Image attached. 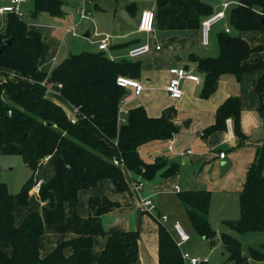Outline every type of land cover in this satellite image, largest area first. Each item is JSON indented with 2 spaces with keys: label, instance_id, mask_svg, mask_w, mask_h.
Listing matches in <instances>:
<instances>
[{
  "label": "trees",
  "instance_id": "trees-1",
  "mask_svg": "<svg viewBox=\"0 0 264 264\" xmlns=\"http://www.w3.org/2000/svg\"><path fill=\"white\" fill-rule=\"evenodd\" d=\"M42 12L61 15L62 1L34 0L32 16ZM213 12L212 6L202 0H157V25L169 30H192L201 27ZM227 14L234 31L219 34V54L191 56L204 76L203 98L216 91L223 74H234L239 79L246 72L264 69V61H249L252 52L263 50L264 45L252 48L240 34L244 30L264 32V0H239ZM7 15L6 28L0 34V153L20 156L30 176L17 193L0 181V264H92L96 234L107 236L98 264H136L140 230H106L103 216L120 206L106 195L89 198V215L77 218L76 235L46 256L40 253V239L46 225L66 222L68 203H77L81 191L95 187L101 180L110 178L118 191H130L123 167L133 171L136 179L141 176L152 180L162 170L165 177L174 175L178 164H168L162 158L148 162L140 148L170 139L180 130L175 109L169 107L160 116H151L144 106H136L128 111L127 121L119 124L120 103L126 91L117 78H137L140 64L129 58L114 60L105 50L84 51L71 54L48 72L40 68L45 49L41 33L30 35L25 18L12 12ZM49 88L58 90L73 105L74 117L48 96ZM256 89L264 116V73ZM241 109L239 97H228L205 133L226 130L227 120L232 118L234 132L244 144L247 136L242 130ZM48 156L54 159L55 173L42 182L37 194L47 205L43 212L31 211L17 225L16 205L30 204L32 187L40 179L38 169ZM179 198L195 232L211 246L221 242L233 264H245L241 240L229 232L219 234L211 225L208 212L212 192L188 189L180 191ZM239 202V218L225 220L224 224L239 234L264 232V143L247 170ZM158 223V263L185 264L177 238L163 221ZM2 244H8L11 251L3 249ZM67 248L71 253L66 252ZM251 256L264 261V246L251 249Z\"/></svg>",
  "mask_w": 264,
  "mask_h": 264
},
{
  "label": "crops",
  "instance_id": "crops-1",
  "mask_svg": "<svg viewBox=\"0 0 264 264\" xmlns=\"http://www.w3.org/2000/svg\"><path fill=\"white\" fill-rule=\"evenodd\" d=\"M61 1L63 12L59 16H53L49 12H42L37 17H33L31 13L34 9V0H27L21 4V9L24 13L22 18L27 20L28 25L31 24L37 28L34 31L28 29L29 34L34 35L40 32L42 42L45 45V49L40 58V68L48 70L49 72V70L52 71L55 69L71 54L84 51H100L99 44L101 40L108 37V47L105 51L112 59L129 58L141 66L140 75L137 78H129L138 80L143 84V89L137 94L134 88H125L126 94L123 98L122 109L129 111L133 107L142 105L146 108L149 115L160 116L167 108H174L176 111L175 121L180 125V130L172 138L144 145L140 148V154L148 162H154L156 159L162 158L168 164L176 163L178 164V170L174 175L169 177L163 176L162 170L154 179L147 180L141 176H137L136 179V174L133 171L123 167L130 191H118L110 178L101 180L95 187L81 191L77 203L67 204V219L65 223L45 226V233L40 239V253L42 256H46L59 243L75 236L77 231V218L79 216L87 217L89 215V198L91 196L106 195L120 203L119 207L103 216V225L106 230L112 232L139 229V260L136 264H159L158 222L161 221V216L163 214L169 216V221L165 223L171 222L173 230L174 222L179 221L182 224V221L178 217H173L171 213L162 211L158 207L157 201H153L156 209L160 213L162 211L159 219H156L155 222L149 219L144 225L139 220L141 227L138 223L135 225L136 227H131L129 216H135L133 208H136V206L139 207L137 212L141 218L142 214H150L149 212L151 211H147L141 207V201L146 198L152 199L155 193L164 191L165 189H176V186L180 188L179 191L176 189L179 202H181L179 198L180 191L199 188L211 191L212 195V189L228 192L235 190L239 199L246 180L247 170L255 161L257 152L264 143V116L260 111L261 97L256 89L258 81L264 73V69L246 72L239 79L234 74H223L219 79L216 91L210 97L203 98L200 94L203 88L204 76L197 69V62L191 56H217L219 54L218 36L226 30V27L231 28L228 17L220 21L223 24L218 25L217 23L213 27L208 45L214 44L218 48V53L217 55H210L209 52H206L205 48L208 45L202 42L201 27L192 30H169L157 25V0H112L113 7L115 8H113L114 17H112L113 20L110 30L102 28L94 23V21L92 22L93 19L90 18L91 13L89 17L81 16L80 8L84 0H73V5H69L67 0ZM108 1L111 0H88L87 8L89 12H92L94 9L104 13L108 9L103 4L104 2L105 4H109ZM223 1L230 2L227 10L228 13L239 0H205L206 3L212 6L214 11L221 6ZM9 2L10 0H0V6L9 4ZM146 10L153 12L155 16L154 30L152 31L142 30L143 16ZM7 16V14H0V34L6 28ZM34 18L36 21H34ZM39 29H43L44 31L41 32ZM55 29L63 31L62 37L58 40L56 32L54 31ZM69 29L71 30L68 31ZM231 30L234 31L233 28ZM81 33L85 42L82 43V47L79 49L74 50L73 45L65 43V37L69 35L75 37ZM159 33H163L162 41L159 38ZM240 34L248 41L252 48L264 45V32L262 31L244 30ZM51 35L52 38H50ZM46 41L50 43V46L47 47ZM142 44H148L150 50L138 57H131L129 55L130 50ZM157 46H160V48H157ZM249 61L254 63L264 61V49L252 52ZM172 67L186 68L189 72L197 74L201 82L197 83L193 80L183 79L182 97L178 99L171 97L167 91V85L172 77L170 73V68ZM11 75L12 77H16L14 73H11ZM48 96L59 103L69 117H74L73 105L58 90L49 88ZM230 96H237L241 100V125L244 134L247 136L244 144H240V138L234 132L232 118H228L226 130L214 131L209 135L205 133L206 129L215 123L218 107ZM185 113L189 119L186 118V120H183L181 117ZM186 122L187 125H185ZM197 131L200 136L197 135L196 138H201L202 141L199 144L198 150L193 152L191 149L194 145L192 139L195 138L194 133ZM202 132L204 133L203 135H201ZM221 153H225V156L221 157ZM189 154L191 156L187 157ZM229 157L231 158L230 172L221 178L218 177V172L214 175L218 168V162L216 160L221 165H226L227 158ZM185 166L188 169V173L185 176L188 186L184 187L182 183H178V180ZM2 172H5V170L3 169ZM241 172L245 174L243 181L241 180ZM54 173V159L52 156H48L40 164L38 176L40 180L48 181L53 177ZM27 176H30V171ZM0 181L4 180L0 179ZM4 182L8 184L6 180ZM139 182L143 183L140 188L137 187ZM145 187H147V190ZM143 189L145 196L142 195ZM81 200L84 201L81 202ZM45 205L47 204L40 201L34 193L31 196L28 206L23 207L17 204L15 208L17 225L31 211L39 210L43 212L42 208ZM181 205H183L182 202ZM238 205V215L225 214L221 217V225L217 228L213 227L219 234L222 232L231 233L230 231L232 229L227 227L224 221L239 218L240 203ZM226 227L229 231H225ZM187 231L191 235L190 228ZM254 233L262 232L247 234L251 235ZM174 236L178 238L176 234ZM197 241H199V245H197ZM106 242L107 236L100 234L94 235L92 264H98L100 254ZM187 243L189 244L190 242L188 241ZM208 246L211 249L206 251ZM1 247L6 251H11L8 244H2ZM188 247L185 250L193 255H198L203 258L207 257L209 261L206 263L217 264L211 259H214L213 247L203 237L191 241ZM71 251V248L66 249L67 253H71ZM243 252L244 256H246L245 264H257V261L259 262L258 264H264V261L257 260L252 256L248 257L245 251Z\"/></svg>",
  "mask_w": 264,
  "mask_h": 264
},
{
  "label": "rangeland",
  "instance_id": "rangeland-1",
  "mask_svg": "<svg viewBox=\"0 0 264 264\" xmlns=\"http://www.w3.org/2000/svg\"><path fill=\"white\" fill-rule=\"evenodd\" d=\"M69 5H73V0H67ZM205 2V0H202ZM109 4H105L104 2V6L107 7V11L106 12H102V11H97V10H92L91 13V17L94 21V23H96L97 25L101 26L102 28H106L107 30H110V26L112 24V20L114 17L113 13L114 10L113 8V2L108 1ZM30 4V3H28ZM117 6V5H116ZM157 8V7H156ZM31 20V19H30ZM64 20V19H63ZM63 20H59V21H63ZM33 21V20H31ZM34 21H36V19L34 18ZM223 24V22L218 23V25ZM100 27V28H101ZM101 28V29H102ZM28 29L29 30H36L37 28L34 27L33 25H28ZM39 31L43 32V29H39ZM56 32V36H57V40L60 39L63 35V31L59 30V29H55L54 30ZM52 38V35L51 37ZM159 38L161 39V41L163 40V33H159ZM64 41L66 44L68 45H73L74 50L79 49L80 47H82V43L85 42L83 37H82V33L79 34L78 36L73 37L72 35H69L67 37L64 38ZM46 45L47 47L50 46L47 41H46ZM75 46V47H74ZM206 48V52H209L210 55H217L218 53V48L214 46V44H210L208 46H205ZM183 120L189 119L188 116L186 115V113L181 117ZM195 138L192 139L193 142V146H192V150L193 152H196L199 148V144L201 143L202 139L201 138H196V136H200L198 134V131L194 133ZM217 153H219V151H217ZM191 156L190 154L187 155V157ZM216 162H218V168L216 170V172L214 173V175H216V173H219L218 177H223L224 175H226L227 173L230 172V163H231V158H227V163L226 165H221L219 163L218 160H216ZM0 168L4 169L5 172L0 171V179L2 180H6L9 184L10 190L13 193H17V191L20 190V188L22 187L23 183L27 180V178L29 176V170L27 168V165L24 163L23 159L20 156H15V155H4L2 153H0ZM12 169V170H11ZM240 171V170H239ZM244 172V171H243ZM241 172V180L243 181V177H244V173ZM188 173V169L187 166H185L182 170V174L179 176V180L178 183H182V185L188 186V182L185 180V176ZM240 173V172H239ZM145 179V178H144ZM189 180V179H188ZM145 189L147 190V187H145ZM213 191V195H212V199H211V205H210V209L208 212V217L209 220L211 222V225L214 228H217L219 225H221L222 220L221 217L223 215H235L239 213V199L238 196L236 194V191H221V190H215L212 189ZM142 195H144V189H143V193ZM145 196V195H144ZM153 201H157L158 203V207L161 208L162 211L164 212H168L171 213L173 217H178L179 219H181L182 224L184 226V228L186 229V231L190 228V232H191V236H192V240H190L189 244L185 243L183 248L184 249H188L191 244V241L194 240H198L201 239L202 237H200V235L198 236V234L195 232V230L193 229L192 224L190 223V219L187 216L186 213V208L183 207V205H181V202H179L178 197H177V190L172 188L170 189H165L164 191L155 193V195L152 196ZM84 200H81V202H83ZM84 204V203H83ZM24 207V206H23ZM138 206H136V208H133V213L135 214V216H129L130 219V223H131V227H136L135 225H140L139 224V220L142 221V224L144 225L145 222H147L149 219L153 222L156 221V219H159L160 211L157 209H153L151 210V212H149L150 214L147 213V215L142 214V218L140 217V214H138ZM141 208V207H140ZM149 215V216H148ZM158 222V221H157ZM105 223V222H104ZM165 225L169 228V230L172 232V234L175 235V231L173 230V226L172 223H165ZM225 231H229V229L226 227ZM188 232V231H187ZM231 234L237 236L242 244H243V251H245V254L248 255V257H251V249H262V247L264 246V232L262 233H254V234H239L237 232H235L234 230L230 231ZM199 241H197V245ZM213 255H214V259L211 258L214 262H216L217 264H233V262L229 259V254L226 251V249L223 247L221 242H218L217 244L213 245ZM193 249V248H192ZM198 249V248H197ZM196 249V252H197ZM211 249L210 246L207 247L206 251H209ZM194 250V249H193ZM259 262L257 261V264Z\"/></svg>",
  "mask_w": 264,
  "mask_h": 264
},
{
  "label": "built area",
  "instance_id": "built-area-1",
  "mask_svg": "<svg viewBox=\"0 0 264 264\" xmlns=\"http://www.w3.org/2000/svg\"><path fill=\"white\" fill-rule=\"evenodd\" d=\"M25 1L27 0H10L9 4L0 6V14H8L12 12V13H16L18 16L22 18L24 16V13L21 9V4ZM87 1L88 0H84L83 5L80 8V14L82 17L90 16V12L87 8ZM229 6H230L229 1H223L221 6L215 9V11L212 14H210L206 19H204L203 22L201 23L202 42L205 45H208L210 43V37H211V32L213 30V27L220 21L226 19L227 10ZM154 18L155 16L153 12L146 10L143 16L142 30L144 31L154 30ZM70 30L71 29H69L68 31ZM225 31L231 32V28L226 27ZM107 40H108V37L101 40L99 44V48L101 50L107 49L108 47ZM157 48H160V46H157ZM149 50H150V47L148 44H142V45L132 48L129 52V55L131 57H138L142 54L147 53ZM49 72L51 71L49 70ZM170 73L172 74V77L170 79L169 84L167 85V91L171 95V97L176 98V99L181 98L183 95V89H182L183 79L193 80L197 83L201 82L200 77L197 74L189 72L184 67H181V68L172 67L170 68ZM117 83L119 86L124 87V88H128V87L134 88L137 94H139L143 89V84H141L138 80L132 79V78H129L123 75L118 76ZM58 85L61 86V84H58ZM123 102L124 101L122 100L120 103V110L118 114L119 124L125 123L127 121V116H128V110L122 109ZM9 113H12V111L10 110ZM74 114H75V109H74ZM72 120L75 121V119H72ZM203 134L204 133L202 132L201 135ZM188 152H190V150H188ZM224 156H225V153H221V157H224ZM114 162L116 164L120 163L119 159H114ZM42 182H43L42 180L38 179L36 183L34 184V186L32 187L31 192L37 195L40 191ZM142 185L143 183L139 182L137 187L140 188ZM176 189L179 191L180 190L179 186H176ZM140 204H141V207L147 211L156 209V205L152 199H148V198L143 199ZM161 221H163L164 223L169 221V216L166 214H163L161 216ZM174 231L178 237L177 244L178 246L181 247L182 257H183L185 264H202V263H206L209 261L207 257L203 258L198 255H193L192 253L188 252L187 250L183 248L184 244L191 240V235L185 230L184 226L179 221L174 222Z\"/></svg>",
  "mask_w": 264,
  "mask_h": 264
},
{
  "label": "water",
  "instance_id": "water-1",
  "mask_svg": "<svg viewBox=\"0 0 264 264\" xmlns=\"http://www.w3.org/2000/svg\"><path fill=\"white\" fill-rule=\"evenodd\" d=\"M264 21V20H263ZM185 125H187V122L185 123ZM0 170H2L3 171V169H0Z\"/></svg>",
  "mask_w": 264,
  "mask_h": 264
},
{
  "label": "bare ground",
  "instance_id": "bare-ground-1",
  "mask_svg": "<svg viewBox=\"0 0 264 264\" xmlns=\"http://www.w3.org/2000/svg\"><path fill=\"white\" fill-rule=\"evenodd\" d=\"M124 76V75H123ZM127 77V76H126Z\"/></svg>",
  "mask_w": 264,
  "mask_h": 264
}]
</instances>
